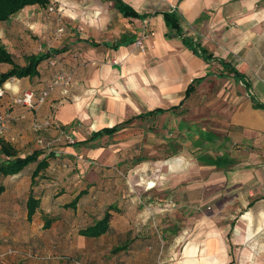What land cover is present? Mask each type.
<instances>
[{"label":"crops","instance_id":"1","mask_svg":"<svg viewBox=\"0 0 264 264\" xmlns=\"http://www.w3.org/2000/svg\"><path fill=\"white\" fill-rule=\"evenodd\" d=\"M121 1L146 17L123 16L114 0H52L59 10H64L66 40L54 38V30L43 24L44 16L53 14H48L47 9L35 14L40 7L27 6L22 13L0 22V43L20 65H25L29 55L51 52L52 56L42 65L55 57L68 62L72 58L68 55L70 50L53 52L73 47L78 40L87 41V53L98 64L101 55H106L114 61L132 63V75H135L132 77L142 73L144 79L140 83L147 82L153 104L137 108L135 116L155 109H175L136 118L114 135L98 140L109 141L102 145L96 146L98 141H95L58 147L62 153L56 156L60 155L67 165L61 166L60 159L51 160L50 168L42 173V179L37 178L34 188L31 187L33 171L23 180L30 183L28 188L22 182L25 171L1 177L0 183L6 190L0 196V225H30V230L38 236L39 226L43 227L45 222L43 218L51 220L53 255L74 261L63 264H157L161 252L167 264H231L236 258L231 257L223 240L226 231L219 225L222 219L218 216H223L221 208H217L219 202H214L219 213L212 216L203 207L211 199L220 198L228 186L237 188L229 185L228 179L249 180L255 176L253 171H260L261 177L264 175V108L255 106L264 105V0ZM165 12L177 14L181 34L167 24ZM77 31L85 32L86 38L76 37ZM37 34L38 39H32ZM143 34H146V50L141 54L135 41ZM100 35L105 38L98 39ZM92 42L101 45L94 47ZM136 53L139 57L134 58ZM203 53L229 62L241 78L225 71L218 61L205 60ZM216 63L222 69L219 74L211 71ZM112 71V65L102 64L94 75L85 72L83 76L89 82L81 96L76 76L68 88L56 90L49 102L35 108L15 104L14 99L27 90L39 93L42 69L40 77L10 79L4 84L5 93L0 98V112L10 115L2 139L11 143L20 157H25L39 150L36 123L50 120L68 129L67 125L82 117L85 123L93 122L92 133L129 120L123 106L113 102L120 95L117 89L113 90L109 107L101 105L84 112V105L91 102V97L100 98L96 94L102 90L97 89L107 83ZM211 81L218 86L213 95L230 98L228 104L216 110L208 107V102L202 104L201 99L193 98L207 94ZM191 84L193 90L186 98ZM159 95L168 97L165 102L169 106L162 104V98L156 99ZM58 99L64 101L55 103ZM70 99L75 103L68 102ZM204 109L217 113L211 115L217 117L210 118L217 127L206 128L209 118L197 114L205 112ZM48 132L50 137L56 136V129ZM158 144H165L163 152L156 151ZM145 151L147 157L142 153ZM156 153L162 157L155 158ZM80 155L88 157L90 164L98 159L112 169L100 171V176L86 171L90 178L86 179L85 187L75 191L76 182L68 183L64 186L69 200L59 201L61 196L54 200L51 179H69L72 172L66 170L72 166L69 160H83ZM205 172H208L206 176ZM92 176L99 177L100 182L96 183ZM4 182L11 186V192ZM152 182L154 187L149 186ZM31 189L41 199V206L29 222L27 204ZM81 191L85 195L77 207L65 208ZM263 202L264 198L260 197L244 205L240 217L250 229L243 235L244 239L253 237L252 225L264 226ZM230 208H227L229 215L236 217ZM106 212L111 215L106 234L98 238L80 235L81 230L93 226ZM19 236L28 239L27 232ZM118 247L123 250L114 252ZM245 264H264V258L247 259Z\"/></svg>","mask_w":264,"mask_h":264},{"label":"rangeland","instance_id":"2","mask_svg":"<svg viewBox=\"0 0 264 264\" xmlns=\"http://www.w3.org/2000/svg\"><path fill=\"white\" fill-rule=\"evenodd\" d=\"M26 8V7H25ZM24 8V9H25ZM34 9V8H33ZM37 10L35 14H38L42 11ZM22 11V10H21ZM19 13H22V12ZM64 13V10H59ZM18 13V14H19ZM48 14H53V16L45 15L43 24L49 26L50 29H53L54 38L60 40H66L67 35L57 36V28L59 25H64L63 20L59 22L58 17L54 13L47 12ZM21 15V14H20ZM27 16H30V12L27 14ZM65 17V16H64ZM64 19V18H63ZM30 21V20H29ZM65 22V21H64ZM30 29V28H29ZM66 29V27H65ZM68 30L70 31V27L68 26ZM75 33V31H70ZM84 33V34H83ZM38 35L34 36L32 35V39L36 40L38 39ZM51 35V36H52ZM56 35V36H55ZM82 36L86 38L85 32L77 31L76 37ZM88 37V35H87ZM90 37V34H89ZM98 39H104L103 35L97 36ZM79 40L75 42V46L72 48L70 47V52L68 55H70L72 58L68 62H65L63 58H53L49 62L44 63L40 66V69H42L43 74L41 75V78L39 79V95L42 91L46 90L48 87L54 85L57 81V78L62 75H72L73 79L77 76L78 79V85L77 87H80L81 92L78 94L81 96V94L84 93L83 87H87L89 81L85 80L84 73L87 71H91V74H95L96 71L100 69L102 64L106 65H112L114 68V71L110 73L108 76L107 83L98 87L97 91H101V93L97 92V96L99 95V99H95L94 97H91V102L84 105V112L86 113L87 110L95 109L96 106H110V98L112 99V96L114 93V89H117L120 95L115 99V103L118 105L123 106V109L125 110V113L127 114L128 118H131L136 113L137 108L142 109L145 108L146 105L153 104L151 95L149 96V89L147 85V82L140 83L144 77L141 78L142 73L137 74L138 77H132L135 75H132V68L133 64L130 62L124 63V62H118L114 61L113 57H109L106 55L98 54L97 56L102 57V60L98 64L95 61V58H90L89 53H87L88 45L84 43H80L78 45ZM77 46V47H76ZM144 51H139V53L144 54ZM135 53V51H134ZM133 53V54H134ZM132 54V53H131ZM135 57H139V54H135ZM74 59V60H73ZM99 61V60H98ZM130 61V59H129ZM236 64V63H235ZM11 67L8 64H0V74L2 72L7 71ZM58 68V69H57ZM6 69V70H5ZM50 72L51 74L45 75L44 72ZM215 74H219L222 69L221 67L216 63L214 68L211 70ZM209 88L210 90L207 91V94H198L196 97L193 96L195 99H201L202 104L207 103L208 107L213 106V109H218L219 106L228 104L230 101V98L227 96H219L213 95V93L217 90L216 85L213 84L214 81H211ZM158 85V84H157ZM155 88V87H154ZM59 89H65L64 87L60 86ZM58 89V90H59ZM135 89V91H134ZM56 91V90H55ZM155 91V90H154ZM156 92V91H155ZM54 93V92H53ZM52 94V93H51ZM50 94V95H51ZM160 96V97H159ZM156 99L162 98L163 102L162 104L164 106H169V102H165L168 98L164 95H159ZM51 97V96H49ZM48 97V98H49ZM46 100L45 103L49 102V100ZM101 98L104 99V101L101 100ZM61 101H64L63 99L54 100L55 103H59ZM70 103H75L71 99L68 101ZM64 102V104L68 103ZM43 106V105H42ZM39 107H41L39 105ZM56 110V109H55ZM136 112H135V111ZM205 110V109H204ZM201 111V110H200ZM198 115H205L206 118H209L207 124H205L207 129H211L213 126L217 127V125H214L215 121L211 120L210 118L217 117L212 116L217 113L214 112H202L201 114L197 113ZM60 118L62 116L60 115ZM214 122V123H213ZM93 123V122H92ZM91 123V124H92ZM91 124L85 123L84 119L78 118L76 119L71 125H67L68 129L61 128L58 124V127L63 130L65 133L63 136L60 135V131L56 130V136L49 135V132L51 128L48 130H39V137L46 138V144L51 143L50 145L46 146L42 145L44 143H38L37 147L40 150H44L46 153H49V151H54L57 153H62V151L59 149L60 147H65L69 145H73L74 143H77L79 141H84L87 138H89L91 133ZM54 129V128H52ZM49 135V137H48ZM174 139V136L172 137ZM54 140L55 143L52 141ZM37 141V140H36ZM106 142H109L108 140L103 139L102 142L98 141L95 145H102ZM53 143V144H52ZM165 144H158L156 151L159 150V152L164 151ZM76 146V144H75ZM176 146V145H174ZM59 147V148H58ZM93 147V146H92ZM176 148V147H175ZM177 149V148H176ZM47 150V151H46ZM137 150L141 151V148H137ZM144 151V150H143ZM168 152V151H167ZM138 153V152H137ZM145 157H147L148 152H142ZM82 157V155H80ZM156 157H162L160 154H154ZM61 157L60 155L58 156ZM2 158V157H0ZM83 160H78V162L74 159H70V163L72 164L71 168H66L67 171L71 172V177L69 179L66 178H59V177H53L51 179L50 187L55 190V194L53 196V199L55 200L57 197H60L59 201L69 200V193L65 190V186L68 183H72L73 181L76 182L74 184V187L76 188L75 191H78L79 188L85 187V183L87 182L86 179L90 178V176L87 174L86 171H92V173H96L97 176H100V171H104V169H112V167L104 166L102 165V162L98 159H93L89 163L88 157H82ZM3 159V158H2ZM61 159V158H60ZM67 159V158H66ZM88 160V163H87ZM2 160L0 159V163ZM110 164V163H109ZM60 165L63 166L64 162L62 163L60 161ZM81 165V166H79ZM90 165V167H89ZM34 166L27 167L23 172V185L25 188L30 186V183H24V179L28 177L32 171ZM260 171H253L254 177H251V179H240V180H233L228 179L231 184V186L236 185L237 188H228L225 189L222 192V195H220V198L218 199H211L209 202L206 203V206L203 207V210L208 215H215L218 214L220 209H216L215 203L219 204L217 205V208H221V214L223 216H218L220 219L219 225L221 228H223V240L228 246L229 253L232 256H235L236 261L230 262L231 264H245V261L247 259H250L251 261H260L264 258V226L259 227V225H252V233L253 237L244 239L243 235L247 234V232H250V229L248 230V224L245 222H242L240 215L242 214V211L245 209L244 205L247 206L249 202H255V200L259 199L260 197L264 198V175L261 177L259 176ZM264 171H262L263 173ZM208 174V172H205V176ZM73 176V177H72ZM92 176L96 181V183H99V177ZM64 179V180H63ZM190 183H192L193 179L192 176L189 177ZM205 181L207 179H204ZM130 183V182H129ZM4 184L7 185V188L9 192H11V186L4 182ZM9 185V187H8ZM150 186V184H149ZM56 188H59L56 190ZM62 189V190H61ZM58 192V193H56ZM264 203V202H263ZM49 204V203H48ZM46 204V206L48 205ZM228 207L230 208V212L235 213L234 215L236 217H232L229 215V211L227 210ZM204 213V214H205ZM227 219H230L226 222ZM45 220V218H43ZM225 222L227 223L226 226H224ZM31 226L27 225L24 226L23 224H15V225H0V264H63V261L74 262L71 259H65V258H59L57 255H53L52 252V234L50 229H45L41 226H39L38 229V236H35L34 232L30 230ZM231 229V230H230ZM230 230V232H229ZM21 232H27L28 233V239L25 241L21 239ZM230 234H229V233ZM3 233V234H2ZM19 234V235H18ZM34 234V235H30ZM66 244V243H65ZM184 245V244H183ZM232 247V248H231ZM241 255V258L239 257ZM66 264V263H65Z\"/></svg>","mask_w":264,"mask_h":264},{"label":"trees","instance_id":"3","mask_svg":"<svg viewBox=\"0 0 264 264\" xmlns=\"http://www.w3.org/2000/svg\"><path fill=\"white\" fill-rule=\"evenodd\" d=\"M114 1L116 8L120 11V13L123 16H135V17L144 16V18L146 17L145 15H139L133 8L124 4L121 0H114ZM50 3L51 0H0V22L8 21L11 17L18 14L21 10H23L27 6H38L42 9H47ZM165 19L167 24L171 28L178 29L179 33L180 34L182 33L180 20L177 14L165 12ZM80 43L87 44L88 42L79 40L78 45H80ZM91 44L94 47L101 45L96 42H92ZM69 49L70 47L69 48L65 47L61 50L54 51L53 53L54 54L64 53L67 52ZM195 52H197V50ZM51 56H52L51 52L29 55L26 57L25 65H20L16 63L13 55L7 50V48L0 43V64H8L11 67L7 71L2 72L0 74V90H3L4 84L12 78L33 79L38 76L40 77L41 63L44 62L45 60H48ZM203 56H205L204 57L205 60L218 61L220 65L223 66L225 71L234 73V75L241 78V75L238 72V70L235 69V67H233L229 62L225 61L224 59H216L213 57V55L205 54V53H203ZM192 90H193V84H191V86L188 88L186 92V98L192 92ZM183 102L179 105V107L183 104ZM255 106L264 108V105L259 103L255 104ZM174 109L175 107L168 110H174ZM168 110L155 109L147 114H142L139 116L132 117L123 123L115 125L114 127H106L99 131L92 132L89 138H87L84 141H79L77 143H74L73 145L75 144L87 145L90 142H95L100 140L104 136H112L116 132H118L121 128H123L126 124H129L131 121H133L136 118H145L148 115H160V114H164ZM61 128H65V127L62 126ZM56 130L60 131L58 129ZM38 136H39V132H38ZM38 138L42 139L46 144V140H47L46 138L43 137H38ZM44 154L45 156L42 157ZM0 156L3 158V161L0 163V178L17 175L22 171H24L27 167H30L31 165L32 166L36 165L32 173V182H31L32 188H34L37 185V178L39 177V180L42 179L43 178L42 173L46 172L50 168V161L61 158L56 156V153L54 151H49V153H46L44 150H40V149L33 151L31 154L26 155L25 157H20L19 151L11 143L3 140L2 137H0ZM60 161L63 163L62 159L59 160V163ZM64 164L67 165L66 162H64ZM47 176L48 175H45L44 178H46ZM5 190H6V186L0 183V196L5 192ZM83 195H85V193L84 191H81L79 195H77L69 204L64 205V207L75 209L79 203V200L83 197ZM40 206H41V199L36 198V196L33 193V190L31 189V193L27 204L29 222L32 221L33 216L35 215L38 208H40ZM110 218H111L110 213L106 212L104 217L101 220L95 222L93 226L85 230H81L80 235L88 238H98L106 234L110 228L109 225ZM50 227H51V220L45 218L43 228L50 229ZM121 250H123V247H118L117 249H114V252Z\"/></svg>","mask_w":264,"mask_h":264},{"label":"built area","instance_id":"4","mask_svg":"<svg viewBox=\"0 0 264 264\" xmlns=\"http://www.w3.org/2000/svg\"><path fill=\"white\" fill-rule=\"evenodd\" d=\"M47 10L50 13H54L57 15L59 22L63 20L62 12L59 11L58 7L54 5V3L51 0V3L48 5ZM65 32V26L64 25H59L57 29V36H62L63 33ZM146 34L141 35L138 37L135 41V45L141 50L145 51L146 50ZM73 81L72 75H62L57 78V81L54 85L48 87L46 90L42 91L39 95V93H36L32 90H27L22 93L21 96L17 97L14 99V103L18 105H23L27 106L30 108H35L39 105H43L47 98L50 96L51 93L55 92V90H58L60 86L64 87L65 89L68 88ZM4 91L0 90V97L4 95ZM10 122V115L8 112H0V137H2L6 131V128ZM36 130H48L49 128H55V129H60L57 125V123H54L53 121L46 120L43 123H36L35 124ZM64 131L60 130V135H64ZM39 142L42 144L44 141L42 139H39ZM51 143H48L50 145ZM42 145H45L42 144ZM157 264H167L163 258V253L161 252L159 254V258L157 261Z\"/></svg>","mask_w":264,"mask_h":264},{"label":"bare ground","instance_id":"5","mask_svg":"<svg viewBox=\"0 0 264 264\" xmlns=\"http://www.w3.org/2000/svg\"><path fill=\"white\" fill-rule=\"evenodd\" d=\"M77 108L80 110L82 107H81V104L80 103H78V105H77ZM94 128H96V127H94ZM150 186H152V187H154L155 186V183H150ZM189 252V250L187 249V253Z\"/></svg>","mask_w":264,"mask_h":264}]
</instances>
